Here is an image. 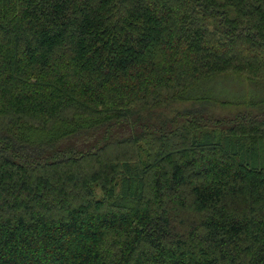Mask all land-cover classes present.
<instances>
[{"label": "trees", "instance_id": "obj_1", "mask_svg": "<svg viewBox=\"0 0 264 264\" xmlns=\"http://www.w3.org/2000/svg\"><path fill=\"white\" fill-rule=\"evenodd\" d=\"M0 264H264V0H0Z\"/></svg>", "mask_w": 264, "mask_h": 264}, {"label": "rangeland", "instance_id": "obj_2", "mask_svg": "<svg viewBox=\"0 0 264 264\" xmlns=\"http://www.w3.org/2000/svg\"><path fill=\"white\" fill-rule=\"evenodd\" d=\"M223 81V80H222ZM239 83V82H237ZM230 81L227 80L226 83L224 82L221 85H215L213 86V94L219 97H224V98H234L241 96V93L244 92V89H242V86L237 85L236 83L232 84L230 86ZM245 92H248L247 89H245Z\"/></svg>", "mask_w": 264, "mask_h": 264}]
</instances>
